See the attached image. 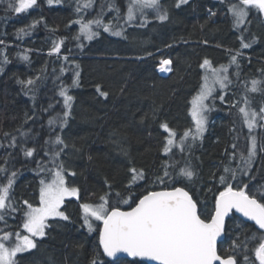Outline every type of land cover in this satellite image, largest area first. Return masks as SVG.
Masks as SVG:
<instances>
[{"label": "trees", "instance_id": "obj_1", "mask_svg": "<svg viewBox=\"0 0 264 264\" xmlns=\"http://www.w3.org/2000/svg\"><path fill=\"white\" fill-rule=\"evenodd\" d=\"M9 2H0V164L8 156L7 167L17 171L11 197L19 211L7 215V226L0 222V230L22 232L26 208L23 202L38 206L40 180L52 178L38 168V162L48 164L45 151L53 148L45 144L46 140L60 135L68 145L61 159L65 168L76 175L66 176V181L80 189V199L67 200L62 207L70 220L49 221L52 227L46 229V236L37 240L32 251L19 254L18 264H89L98 249L99 233H89L82 226L80 203L95 202L107 190L106 179L113 183L114 191H124L130 167L144 169L148 177L131 189L137 196L156 174H162V161L168 157L162 154L167 133L161 123H167L178 137L193 128L191 101L204 75L200 64L204 59L213 67L229 64L230 54L238 51L237 64L229 68L232 84L207 101L211 110L206 113V130L189 157L197 176L191 183L182 182L210 213L214 194L217 189L222 190L218 178L228 163V154L247 152L249 131L239 112L244 96L252 109L259 111L264 107V38L262 43H252L247 38L254 24L264 27L262 14L250 8L246 23L236 29L228 7L238 0H189L179 7L177 0H160L161 11L168 18L160 21L158 14L149 9L147 23L141 26L140 17L127 22L128 0H92L91 8H81L79 13L78 0H59L54 5L37 0L36 9L23 14L8 9ZM102 7L103 22L111 23L114 30H122L123 34L117 37L103 28L95 29L99 35L90 42L83 40L81 47V41L75 39L79 34L75 21L100 16ZM20 29L27 34L18 36ZM241 39L253 46L242 48ZM52 41H62L59 53L50 54ZM23 55L28 56L27 61L21 58ZM165 58L171 60L172 69L164 78L156 68ZM61 67L65 69L63 73ZM77 71L79 77L75 75ZM29 79L35 84L22 83ZM73 79L78 80V86H72ZM253 79L262 82L261 91H246L245 85L250 88ZM97 85L108 93L106 98L96 91ZM61 86H68L74 98L71 116L63 129L48 124L51 117L64 111L63 98L58 94ZM253 134L258 144L264 142V128H256ZM11 136L17 138L15 147L9 146ZM59 147L63 145L56 146ZM22 148H34L33 157H25ZM232 166L235 167L234 162ZM238 180L243 183L234 181V187L247 183L246 191L264 190V153L258 151L250 176ZM245 230L249 235L259 231L232 215L226 222L218 253L230 254L227 250L232 241L237 237L243 240ZM250 258L258 264L254 254ZM101 259L112 262L103 256ZM118 260L120 264H145L137 259ZM238 260L243 264L242 255Z\"/></svg>", "mask_w": 264, "mask_h": 264}, {"label": "snow or ice", "instance_id": "obj_2", "mask_svg": "<svg viewBox=\"0 0 264 264\" xmlns=\"http://www.w3.org/2000/svg\"><path fill=\"white\" fill-rule=\"evenodd\" d=\"M52 4L53 0H47ZM58 3L59 0H56ZM228 2V0H225ZM37 0H16L8 3V9L19 14L31 9ZM188 3V0H177L176 6ZM92 5V0H84L81 4L78 0L76 11L79 13L81 8H88ZM255 8L259 13L264 14V0H238V3H230L228 12L233 17V27L240 29L246 23L249 9ZM151 9L157 13L160 21L166 20L167 13L161 11L160 0H129L127 7L126 20L132 22L137 19V14L143 23H147L146 10ZM103 15V7L100 16L83 20L79 19L75 23L79 24V34L75 39L81 41H91L99 32L93 29L103 28L114 36H121L122 30H114L111 23L105 24L100 18ZM34 26V25H33ZM27 34L25 29H20L17 35ZM254 42V41H253ZM3 43V41H0ZM61 42H53L51 53H59ZM250 43H245L241 39V47L249 48ZM240 53L230 54L229 64H221L213 67L208 59L200 64L204 70L202 83L196 96L191 101L190 115L194 127L189 128L178 137L167 123H161L160 127L167 133L162 147V154L168 159L162 161V174H156L147 184L142 193L138 196L131 189L141 181H147L148 177L144 169L130 167V179L124 186V191H114L112 182L105 180L106 191L102 192L95 202L80 203L82 226L86 227L89 233L98 231V249L94 252L89 264H109V261L101 259L117 257L119 253H126L129 257H139L155 264H240L238 256H243V264H254L250 254H254L258 264H264V190L253 192L247 183L243 187H234L233 182L243 183L238 177L250 176L253 161L258 151L264 153V142L258 144L257 136L253 131L264 124V107L259 111L249 106V100L245 95L244 106L239 107L243 123L249 130L247 137L249 144L246 154L236 151L229 153V160L224 164L223 171L220 173L218 182L222 190L217 189L214 194L213 210L209 213L201 207V202L191 193L187 181L191 183L197 176V172L192 165L189 157L196 141L201 140L206 130L207 116L210 107L205 102L213 97L217 87L223 91L232 84L229 68L237 64V57ZM27 61L28 56L21 57ZM67 59V57H65ZM5 63L7 59L5 58ZM171 61L162 59L160 61V71H170ZM79 67L78 65L76 66ZM3 68L0 67V72ZM63 73L65 69L61 67ZM79 77V72L75 73ZM238 75V73H237ZM37 80L39 77L36 78ZM26 86L35 84L33 79H29ZM251 87L246 91L256 93L261 91L259 85L261 81L251 80ZM72 86H78V80L73 79ZM96 91L100 96L107 97L108 93L101 90L97 85ZM59 96L63 98L64 111L48 120L50 126H59L61 129L67 124L71 116L73 96L69 94L68 86H61ZM222 101L223 95L219 97ZM235 106V105H234ZM51 107V105H49ZM9 137V133H4ZM21 135H25L21 133ZM17 138L11 136L10 147H15ZM46 145H52L51 151L46 150L45 155L49 157L48 164L38 162L41 172L47 171L51 179H41L39 189V204L34 206L28 201H24L26 206L23 212L22 232H8L0 230V264H18L17 254L27 252L37 247V240L46 236V229L52 227L50 220L59 218L69 221L70 217L62 210L65 199L75 197L80 199V189L69 186L66 176H75L76 173L66 169L61 159L62 153L68 147L60 135L55 139L45 141ZM63 145V147L56 146ZM231 147L235 150L236 144ZM25 157H33L34 148H22ZM179 156L180 158H177ZM233 162L235 167L232 166ZM9 157L4 158V163L0 164V222L7 226L5 217L11 213L19 211L16 208L11 192L17 177V171H10L7 165ZM216 178V173H213ZM254 179V177H253ZM6 182H3L5 181ZM180 184V186H177ZM211 191V189H209ZM121 205H126L124 209ZM134 205V206H133ZM235 210L249 221H253L259 231H252L248 234L245 230L244 239L239 237L232 241L227 250L230 254L221 256L218 253V238L225 232L226 217ZM99 222V223H94ZM14 237V239H13ZM251 245V247H250ZM102 250V251H101ZM111 264H120L117 259Z\"/></svg>", "mask_w": 264, "mask_h": 264}, {"label": "rangeland", "instance_id": "obj_3", "mask_svg": "<svg viewBox=\"0 0 264 264\" xmlns=\"http://www.w3.org/2000/svg\"><path fill=\"white\" fill-rule=\"evenodd\" d=\"M2 0H0V2H1ZM129 1V0H128ZM189 1V0H188ZM14 2L16 3V0H14ZM84 2V0H82V3ZM57 2H56V0H53V3L51 4V5H54V4H56ZM38 3H36L31 9H28V10H26L25 12H22V13H19V14H23V13H26V12H29V10H35L36 9V5H37ZM88 8H91V6L90 7H88ZM149 10V9H148ZM148 10H146V12L148 11ZM254 11V10H253ZM251 13V10L249 11V14ZM126 14H127V11H126ZM88 15V13H86L85 14V17ZM249 16V15H248ZM138 17H139V14H137V19H138ZM248 18V17H247ZM246 18V19H247ZM137 19H135L134 21H132V22H135ZM142 20V19H141ZM86 21V20H85ZM104 23V22H103ZM105 24H107V23H105ZM262 25H257V24H254V27H253V29L249 32L250 34L248 35V33H247V38H248V40H249V38H250V41H252V43H256V42H260V43H262V39L264 38V27H261ZM102 28V27H101ZM93 29L95 30L96 28H95V25H93ZM96 38V37H95ZM94 38V39H95ZM93 40V39H92ZM91 40V41H92ZM84 41H86V42H90V41H88V40H84ZM254 41V42H253ZM53 42H56V41H52L51 43H52V46H53ZM252 43H251V46L250 47H252L253 45H252ZM165 59H167V60H170V59H168V58H165ZM161 61V60H160ZM160 61H159V63H160ZM171 61V60H170ZM170 65H172V62L170 63ZM203 70V69H202ZM203 72H204V70H203ZM218 91H221L218 87H217V91L216 92H218ZM224 91V90H223ZM215 92V93H216ZM206 104H207V101L205 102ZM192 106V105H191ZM190 117H191V115H190ZM191 120H192V117H191ZM192 123H193V120H192ZM193 126H194V124H193ZM247 128V127H246ZM248 129V128H247ZM249 131V130H248ZM75 197H68V198H66L65 199V201H67V200H71V199H74ZM63 207V206H62ZM55 220H58V221H63V220H60L59 218H56ZM54 220V221H55ZM50 221H52V220H50ZM13 239H14V237H13ZM40 239V238H39ZM33 249H31V250H29V251H32ZM29 251H27V252H29ZM25 253V252H24ZM19 254H22V253H19ZM19 254H17V256L19 255Z\"/></svg>", "mask_w": 264, "mask_h": 264}, {"label": "water", "instance_id": "obj_4", "mask_svg": "<svg viewBox=\"0 0 264 264\" xmlns=\"http://www.w3.org/2000/svg\"><path fill=\"white\" fill-rule=\"evenodd\" d=\"M263 20H264V14H263ZM232 215L238 217V218L241 219L242 221H245V222H247V223L253 224V225L255 226V224H254L253 221H249L246 217H243L240 213H236L235 210H233V212L230 213L229 216L225 218V219H226V222H227V220H228ZM225 227H226V225H225ZM255 227H256V226H255ZM224 237H225V232L222 233V236H221L220 238H218V245L224 240ZM101 251H102V250H101ZM106 258H107V257H106ZM107 259H109V260H111V261H114V260H117V259H128V260L137 259V260H140V261L144 262L145 264H155V262H149V261H147L146 259H142V258H139V257H129V256H127L126 253H119V254H117V257H114V258H107Z\"/></svg>", "mask_w": 264, "mask_h": 264}]
</instances>
